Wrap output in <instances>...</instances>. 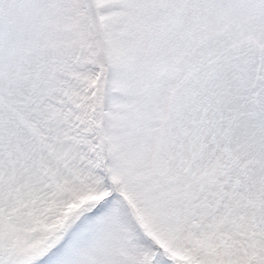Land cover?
I'll return each mask as SVG.
<instances>
[{"label":"snow or ice","instance_id":"obj_1","mask_svg":"<svg viewBox=\"0 0 264 264\" xmlns=\"http://www.w3.org/2000/svg\"><path fill=\"white\" fill-rule=\"evenodd\" d=\"M0 264H264V0H0Z\"/></svg>","mask_w":264,"mask_h":264}]
</instances>
